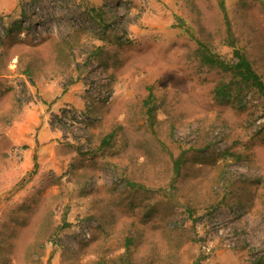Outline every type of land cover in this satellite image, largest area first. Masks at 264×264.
Returning a JSON list of instances; mask_svg holds the SVG:
<instances>
[{
  "label": "rangeland",
  "instance_id": "obj_1",
  "mask_svg": "<svg viewBox=\"0 0 264 264\" xmlns=\"http://www.w3.org/2000/svg\"><path fill=\"white\" fill-rule=\"evenodd\" d=\"M229 34L264 80V0H0V264H264V95L196 52Z\"/></svg>",
  "mask_w": 264,
  "mask_h": 264
},
{
  "label": "trees",
  "instance_id": "obj_2",
  "mask_svg": "<svg viewBox=\"0 0 264 264\" xmlns=\"http://www.w3.org/2000/svg\"><path fill=\"white\" fill-rule=\"evenodd\" d=\"M230 45L233 46V59H225L220 55L211 52L209 47L202 42H199L197 54L203 64H206L212 68L219 69L225 72L229 80L227 82L220 81L215 86V95L219 100H226L228 102L238 101V107L243 109L246 105L243 102V98L247 94L248 89H255L259 94L264 95V80L262 76L256 71L252 62L232 41V35L229 34ZM152 94L145 100V104L148 105V114L150 125L153 123L152 108ZM152 127V126H151ZM153 128V127H152ZM110 137L112 134L109 135ZM108 138V136H107ZM181 155L174 160L175 172L179 173L181 166L183 165ZM185 163V162H184Z\"/></svg>",
  "mask_w": 264,
  "mask_h": 264
}]
</instances>
